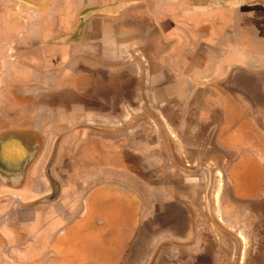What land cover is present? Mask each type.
Masks as SVG:
<instances>
[{
	"label": "crops",
	"instance_id": "crops-1",
	"mask_svg": "<svg viewBox=\"0 0 264 264\" xmlns=\"http://www.w3.org/2000/svg\"><path fill=\"white\" fill-rule=\"evenodd\" d=\"M63 1L6 37L0 264H264V0Z\"/></svg>",
	"mask_w": 264,
	"mask_h": 264
},
{
	"label": "flooded vegetation",
	"instance_id": "flooded-vegetation-1",
	"mask_svg": "<svg viewBox=\"0 0 264 264\" xmlns=\"http://www.w3.org/2000/svg\"><path fill=\"white\" fill-rule=\"evenodd\" d=\"M27 3L22 2V0H0V92L2 93L4 87L9 84L8 78H12V80H17L19 82L24 81V75L21 73L22 69H25L26 65L21 62L18 58V54L14 43L15 39H11V37L6 39L9 36H17L13 33L16 27L20 24L24 25V29L27 25V19H39L43 17V13L46 11V21L53 19L56 13H63L67 10L65 1L58 0H24ZM118 0H92V2H96V4L107 5L113 4ZM34 2V3H33ZM37 4H36V3ZM127 3L135 4L132 1L127 0ZM31 3L32 5L28 4ZM46 5L44 9H40L37 6ZM71 14V13H70ZM66 15L65 22L70 26L67 30L69 32L74 33L77 28L78 23V14H74L73 16ZM23 17V19H22ZM67 27V26H66ZM67 32V31H66ZM12 40L8 44H4V40ZM11 72H13L12 77H10ZM45 78L48 77V80L54 81L56 79V74L53 73H45ZM26 88V91L29 87L23 86ZM0 93V94H1ZM0 98H2L0 96Z\"/></svg>",
	"mask_w": 264,
	"mask_h": 264
},
{
	"label": "water",
	"instance_id": "water-1",
	"mask_svg": "<svg viewBox=\"0 0 264 264\" xmlns=\"http://www.w3.org/2000/svg\"><path fill=\"white\" fill-rule=\"evenodd\" d=\"M37 7H41V6H37ZM96 10H91L90 12H88L87 14H89V15H92L93 14V12H95Z\"/></svg>",
	"mask_w": 264,
	"mask_h": 264
}]
</instances>
